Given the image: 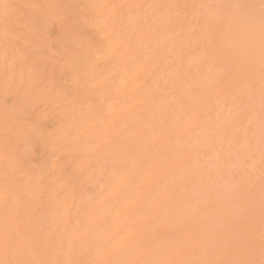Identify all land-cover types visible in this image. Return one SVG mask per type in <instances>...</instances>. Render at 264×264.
Wrapping results in <instances>:
<instances>
[{
	"label": "bare ground",
	"instance_id": "1",
	"mask_svg": "<svg viewBox=\"0 0 264 264\" xmlns=\"http://www.w3.org/2000/svg\"><path fill=\"white\" fill-rule=\"evenodd\" d=\"M0 264H264V0H0Z\"/></svg>",
	"mask_w": 264,
	"mask_h": 264
},
{
	"label": "rangeland",
	"instance_id": "2",
	"mask_svg": "<svg viewBox=\"0 0 264 264\" xmlns=\"http://www.w3.org/2000/svg\"><path fill=\"white\" fill-rule=\"evenodd\" d=\"M69 77H70V76H68V77H66V78L64 77V81H66L67 84H70V83H69L70 80L68 79ZM70 79H71V78H70ZM67 80H68V81H67Z\"/></svg>",
	"mask_w": 264,
	"mask_h": 264
}]
</instances>
